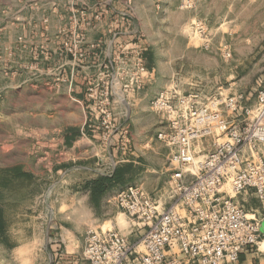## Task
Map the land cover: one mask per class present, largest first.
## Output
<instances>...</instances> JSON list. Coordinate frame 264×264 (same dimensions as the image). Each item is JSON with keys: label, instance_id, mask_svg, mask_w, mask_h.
I'll list each match as a JSON object with an SVG mask.
<instances>
[{"label": "rangeland", "instance_id": "374dc122", "mask_svg": "<svg viewBox=\"0 0 264 264\" xmlns=\"http://www.w3.org/2000/svg\"><path fill=\"white\" fill-rule=\"evenodd\" d=\"M74 2L67 3L65 12L72 13L71 20L62 26L65 34L57 38L52 33L54 25L60 27L57 21L52 24L54 0H0V264L52 263L51 247L65 232L58 225L59 204L67 200L69 188L68 175L61 171L68 164L59 162L66 158L71 141L101 128V112L107 99L113 100L107 94L113 90L119 95L124 85L118 75L128 69L121 60H144L143 49H150L149 60L158 74L150 89L154 100L170 85L185 93L191 88L188 81L195 77L200 91L207 93L211 73L225 82L233 69L237 77L249 71L257 78L252 83H237L235 96L244 93L245 107L257 104L258 82L264 79L258 77L264 67L260 61L264 59V0ZM84 13L91 22L87 42H92L93 51L99 42L108 45L114 65L110 74L115 76L104 83L91 82L87 92L91 97L84 110L66 99L58 111L53 94L62 76H58L61 67L54 58L55 49L60 43L63 58L73 54L82 60L79 54L84 39L78 28ZM229 21L232 34L226 27ZM128 25L132 29L138 25L139 31L121 35ZM200 29L205 34L201 35ZM134 44L140 47L133 49ZM226 48L232 52L230 59L224 57ZM114 100L119 101L117 97ZM142 113L145 115L136 120L137 127L140 131L149 128L159 144L151 160L160 166L159 154L167 149L158 135L167 130V123L158 113ZM83 121L87 131H64ZM99 132L102 135V130ZM165 166L170 170L165 178L153 180L155 187L161 183L160 187L166 188L170 182L174 168L167 162Z\"/></svg>", "mask_w": 264, "mask_h": 264}, {"label": "built area", "instance_id": "2783aa9c", "mask_svg": "<svg viewBox=\"0 0 264 264\" xmlns=\"http://www.w3.org/2000/svg\"><path fill=\"white\" fill-rule=\"evenodd\" d=\"M200 34L205 31L200 29ZM223 53L226 59L232 57L228 48ZM136 64L137 71L144 72L143 60ZM243 100V95L220 96L200 111L185 98L175 103L166 91L152 101V109L168 122L158 139L173 150L169 191L153 197L135 185L121 190L116 197L119 209L146 229L144 235L132 244L114 230H88L85 260L128 264L136 256L139 264H236L242 253L259 248L261 221L235 198L253 191L264 202V79L258 82L257 104L245 107ZM108 111L101 112L103 123L97 127L105 142L115 132ZM240 111L247 118L244 126L230 119ZM191 117L208 128L199 130L187 123ZM211 124L225 141L199 157L193 144L200 133H211Z\"/></svg>", "mask_w": 264, "mask_h": 264}, {"label": "crops", "instance_id": "0c3cea01", "mask_svg": "<svg viewBox=\"0 0 264 264\" xmlns=\"http://www.w3.org/2000/svg\"><path fill=\"white\" fill-rule=\"evenodd\" d=\"M74 1L77 0H54L52 24L54 25L57 21V26L60 27L57 28L54 25L52 33L57 38L65 34L66 27L62 28V26L71 20L70 15H72L71 12H65V8L68 2ZM83 15L81 18L83 19L82 25L78 28L79 31H83L84 43L79 54L82 60H78L73 54H66L63 58L61 53L63 45L61 46L60 43L55 49L54 58H58V66L61 67L58 76H62V81L58 77V90H56L55 95L53 94L58 111L61 102L63 103L66 99L71 100L75 106L84 110L85 101L91 97L87 93L91 82L104 83V80L115 76V74H110V70L114 71V65L110 59L111 54H109L108 45H102V42H99L96 44L97 48L94 51L91 50L92 42H87V36L91 33L90 16L89 14L86 16L85 13ZM73 16L76 18L75 13ZM86 19L88 23H86ZM227 24V31L232 34L233 31L229 26L230 21ZM137 26L134 25L132 29V26L128 25L121 35H134L139 31ZM132 47L135 49L140 46L134 44ZM143 50L145 51L143 65H146L144 72L137 71V64L134 60L127 61L128 64L121 60L124 68L128 69L125 73L118 75L124 84L123 88L119 95H116L113 90L109 91V98L113 100L107 99L106 108L112 112L114 117L115 132L112 139L109 142L103 141L100 137V129L95 128V130H91L93 135H84L83 138L79 137L68 145L69 148L65 154L66 160L61 159L62 161L59 162H67L68 164V168L66 170L62 168L61 171H66L68 175L69 188L67 200L61 201L59 204L60 221L58 225L65 232L51 247V264H90L85 260L83 251L85 233L91 229L98 231L114 230L128 238L130 243H139L146 229L122 213L117 205V194L130 185L141 187L153 197H160L169 191V183L164 188L160 187L161 183L155 187L152 182L156 178H162L163 175L165 178V172L170 170L166 169L165 164L166 162L170 163L173 150L161 141V146L167 150L165 153L159 154L163 164L157 166L151 160V156H155V148L159 144L154 142L155 140L150 136L149 128H142L140 131L136 124V120L145 115L142 113L144 110L147 113L150 111L156 113L151 106L154 98H152L150 89L156 83L158 74L154 68L155 65L149 60L150 55L147 51L150 49L145 48ZM260 61L264 66V59L260 58ZM169 65L171 66V61H169ZM169 68L171 71V67ZM248 72L237 77L236 70L233 69L231 74L228 73L225 82H219L218 75L211 73L208 75V78L211 76V90H207V93L200 91L198 85L200 82L196 77L188 81L191 88L185 93L177 90L173 85L169 86L167 92L172 96L175 103L178 98H185L190 104H194L195 110L200 111L208 108L210 102L215 98L234 96L237 83H252L257 75L253 77ZM167 77L170 79V74ZM258 77H264V67ZM221 83L222 85H220ZM115 97L119 101H115ZM243 97L245 96L243 95ZM72 112L71 108L67 110L69 114ZM161 117L168 123L163 116ZM230 119L240 126H244L247 120L242 111L230 116ZM85 122L69 125L64 128V131L83 132L86 130ZM186 122L199 130L208 128V126L199 123L195 117L189 118ZM209 129H211V133L206 135L200 133L193 144L195 154L199 157L206 156L218 143L225 141V137L221 136L213 124L209 126ZM167 151H169L168 154ZM261 158L264 160V151L261 152ZM98 178H114V180L103 194L93 197L91 188L86 185ZM235 199L249 215L261 221L263 236L259 248H250L242 253L236 264H264V202H261L253 191L242 194ZM128 264H139L136 256H132Z\"/></svg>", "mask_w": 264, "mask_h": 264}, {"label": "trees", "instance_id": "16d2710c", "mask_svg": "<svg viewBox=\"0 0 264 264\" xmlns=\"http://www.w3.org/2000/svg\"><path fill=\"white\" fill-rule=\"evenodd\" d=\"M72 142L73 141H71V144H72ZM114 178L113 179L98 178L96 180L89 182L86 186L91 188V192H92L93 197H94V196L103 194L107 190V188L111 185V183H113Z\"/></svg>", "mask_w": 264, "mask_h": 264}]
</instances>
